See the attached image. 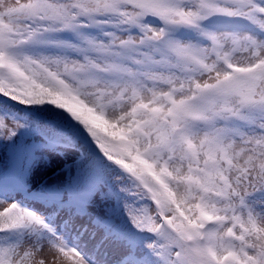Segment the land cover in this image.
<instances>
[{"label":"snow or ice","instance_id":"obj_1","mask_svg":"<svg viewBox=\"0 0 264 264\" xmlns=\"http://www.w3.org/2000/svg\"><path fill=\"white\" fill-rule=\"evenodd\" d=\"M29 133L72 160L29 204L0 186V264L112 247L119 264H264V0H0V144Z\"/></svg>","mask_w":264,"mask_h":264},{"label":"trees","instance_id":"obj_2","mask_svg":"<svg viewBox=\"0 0 264 264\" xmlns=\"http://www.w3.org/2000/svg\"><path fill=\"white\" fill-rule=\"evenodd\" d=\"M4 104L8 110L26 117L34 127H43L49 122L48 117L43 115L40 110L25 108L7 101ZM40 144L39 136L31 133L22 134L16 146L0 144V186L4 187L5 195L9 201L16 200L22 204L31 203L30 189L26 188L23 193H20L14 190L12 186L20 183L19 178L22 173L34 169L35 164L41 160L44 153L52 152L40 147ZM32 153H35V156H32ZM117 219L122 227H128L124 222L126 218L118 217Z\"/></svg>","mask_w":264,"mask_h":264},{"label":"rangeland","instance_id":"obj_3","mask_svg":"<svg viewBox=\"0 0 264 264\" xmlns=\"http://www.w3.org/2000/svg\"><path fill=\"white\" fill-rule=\"evenodd\" d=\"M72 156L67 154L64 159L57 156L54 152H47L42 155L41 160L35 164L34 169H31L29 189L33 190L43 182H53L57 180L54 173L57 169L64 166L65 163H71ZM110 203V202H109ZM105 202H102L97 195L94 197L93 202L88 205V211L92 215L102 214L104 212ZM82 224H88L91 227V223L88 217H84L80 220ZM91 245L89 246V248ZM120 249L118 247H112L109 250L108 255L105 257L107 264H119Z\"/></svg>","mask_w":264,"mask_h":264}]
</instances>
